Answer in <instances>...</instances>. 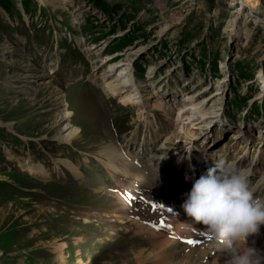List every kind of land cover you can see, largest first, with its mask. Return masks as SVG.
Segmentation results:
<instances>
[{"label": "rangeland", "instance_id": "rangeland-1", "mask_svg": "<svg viewBox=\"0 0 264 264\" xmlns=\"http://www.w3.org/2000/svg\"><path fill=\"white\" fill-rule=\"evenodd\" d=\"M100 1L0 0V264H202L140 214L183 210L215 161L264 198V0ZM120 69L134 85L110 90Z\"/></svg>", "mask_w": 264, "mask_h": 264}, {"label": "clouds", "instance_id": "clouds-1", "mask_svg": "<svg viewBox=\"0 0 264 264\" xmlns=\"http://www.w3.org/2000/svg\"><path fill=\"white\" fill-rule=\"evenodd\" d=\"M181 207L193 223L206 226L208 235L223 243L228 264H264V251L247 243L264 225V198L254 195L247 170L233 162H213L194 180Z\"/></svg>", "mask_w": 264, "mask_h": 264}, {"label": "bare ground", "instance_id": "bare-ground-1", "mask_svg": "<svg viewBox=\"0 0 264 264\" xmlns=\"http://www.w3.org/2000/svg\"><path fill=\"white\" fill-rule=\"evenodd\" d=\"M249 18L246 17L244 22H243V26L242 28H245L247 27V22H248ZM242 25V24H241ZM245 29H243L244 31ZM245 33H249V29H246L245 30ZM115 78V79H114ZM114 78H112L113 80L111 81L110 80H107V83L105 84V86H107L110 90L112 89L113 86L117 85L119 89H122V90H126L127 88V85L128 84H131L129 87H131L132 85H134V81H133V75H132V72L129 71V70H126V69H120L119 70V73L117 74V76H114ZM113 86H112V85ZM136 87V86H135ZM135 89L138 90V88L136 87ZM113 91H115L113 89ZM138 97H139V90L138 92L136 93V91H130L129 93H127V95L125 96V99L128 101V102H137L138 101ZM140 101V100H139ZM187 102V103H186ZM186 105L182 106L184 108L182 109H185L183 111H189V113H186L188 115H193L192 118H197L196 121L198 120H201L202 118H204L205 120V117L209 116L210 115V111L207 112L205 110V106H204V103H195L196 100L195 99H188L186 101ZM65 106V105H64ZM215 109V108H213ZM64 112H63V115H62V119L63 120H66V118H69V113L66 111L65 108H63ZM182 113V112H181ZM199 114L202 115V118L200 117L199 118ZM70 126V125H69ZM64 127V126H63ZM70 127H64L63 128V131L60 132L59 134V138L62 139V140H65V141H70L75 135H77L78 133V129H72V130H69ZM65 133V134H64ZM60 163H63L65 165V167L71 171V173L75 176V177H79L80 175H82L79 171V169L69 160H59ZM32 166V165H31ZM35 166V165H34ZM28 170L31 171L32 173H35L39 176H48L49 173L46 171L45 167L41 166V165H37L35 167H28ZM80 178V177H79ZM184 210H175L173 211V215L171 217H169L167 219V222H165L164 224L167 226V227H164V228H172L171 226H173L174 228H178L180 226V224H182L180 221H181V215L184 214ZM202 224L200 223H192V227L193 229H200L199 227H201ZM182 230H179L177 232V234L179 235ZM182 232H185L186 234H189L191 233L192 231L191 230H184ZM182 234V233H181ZM180 234V235H181ZM208 234V233H207ZM177 235V236H178ZM185 237V236H184ZM192 238V237H191ZM190 238V239H191ZM263 239V240H261ZM161 241H167L166 238H163V240ZM258 241H263L260 243L259 245V242ZM168 243V242H167ZM246 243V242H245ZM247 243L249 246H252V247H255L256 249H259L261 251L264 250V225H261L260 226V229H259V232L258 233H255V234H251L248 238H247ZM62 245V243H61ZM63 246V245H62ZM261 246L263 248H261ZM225 248V247H224ZM224 253H225V258H226V262L222 260V257H220V261L221 263L223 264H228L227 262H229V253L224 249ZM182 262H184L185 264H199L200 263V259L196 256H192L191 260L190 261H187L185 260V258L182 260ZM219 264V263H218Z\"/></svg>", "mask_w": 264, "mask_h": 264}, {"label": "trees", "instance_id": "trees-1", "mask_svg": "<svg viewBox=\"0 0 264 264\" xmlns=\"http://www.w3.org/2000/svg\"><path fill=\"white\" fill-rule=\"evenodd\" d=\"M95 1H98V3L100 4V5H102L103 6V10L104 11H107V12H109L111 9L110 8H108V7H106L100 0H95ZM7 9V8H6ZM9 9V8H8ZM7 9V10H8ZM126 43V42H125ZM122 45H124V43H122V44H119V43H117L116 44V46L114 47V50H117L119 47H121ZM216 62H214V64H215ZM204 64V62H201L200 63V65H203ZM139 67V66H138ZM204 67V66H203ZM238 70H239V68H238ZM246 75H248V74H246V72H244V70L243 69H240V76H242V77H244V76H246ZM251 77H253V75H250ZM257 112H258V114H259V109L257 110Z\"/></svg>", "mask_w": 264, "mask_h": 264}, {"label": "snow or ice", "instance_id": "snow-or-ice-1", "mask_svg": "<svg viewBox=\"0 0 264 264\" xmlns=\"http://www.w3.org/2000/svg\"><path fill=\"white\" fill-rule=\"evenodd\" d=\"M188 243H195V241H192V240H189V241H187Z\"/></svg>", "mask_w": 264, "mask_h": 264}]
</instances>
